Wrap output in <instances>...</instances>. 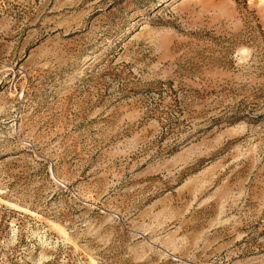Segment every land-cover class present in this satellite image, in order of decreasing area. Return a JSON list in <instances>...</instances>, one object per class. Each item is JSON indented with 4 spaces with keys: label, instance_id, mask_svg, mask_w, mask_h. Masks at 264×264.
Returning <instances> with one entry per match:
<instances>
[{
    "label": "rangeland",
    "instance_id": "obj_1",
    "mask_svg": "<svg viewBox=\"0 0 264 264\" xmlns=\"http://www.w3.org/2000/svg\"><path fill=\"white\" fill-rule=\"evenodd\" d=\"M0 264H264V0H0Z\"/></svg>",
    "mask_w": 264,
    "mask_h": 264
},
{
    "label": "bare ground",
    "instance_id": "obj_2",
    "mask_svg": "<svg viewBox=\"0 0 264 264\" xmlns=\"http://www.w3.org/2000/svg\"><path fill=\"white\" fill-rule=\"evenodd\" d=\"M261 1H263V0H261Z\"/></svg>",
    "mask_w": 264,
    "mask_h": 264
}]
</instances>
